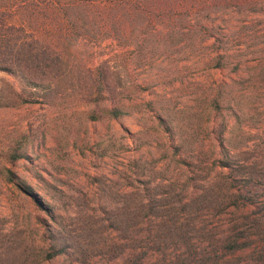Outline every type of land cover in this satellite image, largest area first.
Here are the masks:
<instances>
[{
	"label": "rangeland",
	"instance_id": "1",
	"mask_svg": "<svg viewBox=\"0 0 264 264\" xmlns=\"http://www.w3.org/2000/svg\"><path fill=\"white\" fill-rule=\"evenodd\" d=\"M201 25L168 58L112 61L150 86L118 119L110 104L96 121L91 106H0V264H264V10ZM119 49L72 47L88 67ZM12 88L0 71V96ZM245 191L261 201L235 206ZM244 232L249 245L230 251ZM52 237L66 252L45 259Z\"/></svg>",
	"mask_w": 264,
	"mask_h": 264
},
{
	"label": "trees",
	"instance_id": "2",
	"mask_svg": "<svg viewBox=\"0 0 264 264\" xmlns=\"http://www.w3.org/2000/svg\"><path fill=\"white\" fill-rule=\"evenodd\" d=\"M232 8L261 11L264 0H0V71L23 84L22 92L12 88L6 98L0 96V106H91L88 117L96 121L101 116L95 109L110 104L107 117L118 119L128 114L122 101L150 86L133 79L125 64L115 69L113 60L127 54L133 60L168 58L189 35L204 29V18ZM79 40L94 45L109 41L120 49L95 66H82L72 51ZM224 57L217 56L213 67H222ZM7 180L17 178L9 172ZM16 185L29 194L24 183ZM232 196L237 207L261 201L249 191ZM244 233L227 240L230 251L249 245L251 232ZM260 233L264 236V227ZM52 242L45 259L66 252L64 240L52 237Z\"/></svg>",
	"mask_w": 264,
	"mask_h": 264
}]
</instances>
